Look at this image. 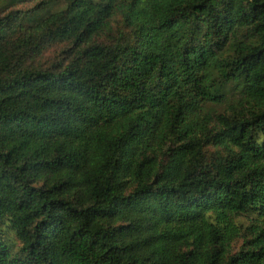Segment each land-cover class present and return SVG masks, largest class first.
Masks as SVG:
<instances>
[{
  "label": "trees",
  "instance_id": "16d2710c",
  "mask_svg": "<svg viewBox=\"0 0 264 264\" xmlns=\"http://www.w3.org/2000/svg\"><path fill=\"white\" fill-rule=\"evenodd\" d=\"M23 1L0 264H264V0Z\"/></svg>",
  "mask_w": 264,
  "mask_h": 264
},
{
  "label": "rangeland",
  "instance_id": "374dc122",
  "mask_svg": "<svg viewBox=\"0 0 264 264\" xmlns=\"http://www.w3.org/2000/svg\"><path fill=\"white\" fill-rule=\"evenodd\" d=\"M31 3H32V1L25 0V1L21 2V3H19L18 5L21 6V7H23V8H28V7L30 8V6L32 5ZM10 4L11 3L8 2V0H1L0 1V9H2V8L6 7V6H9ZM61 7H63V6H60L59 5L58 7L55 8V10H58ZM38 13L41 14V12H38ZM31 19H33V18H31ZM249 221H250V218L247 217V216L246 217L243 216V217H240L239 218V222L240 223L247 224V223H249Z\"/></svg>",
  "mask_w": 264,
  "mask_h": 264
}]
</instances>
